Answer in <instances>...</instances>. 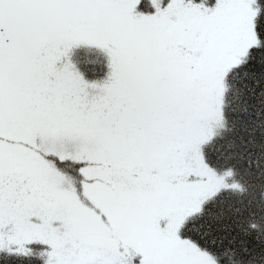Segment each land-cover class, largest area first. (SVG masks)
I'll return each instance as SVG.
<instances>
[{
	"label": "snow or ice",
	"instance_id": "obj_1",
	"mask_svg": "<svg viewBox=\"0 0 264 264\" xmlns=\"http://www.w3.org/2000/svg\"><path fill=\"white\" fill-rule=\"evenodd\" d=\"M0 264H264V0H0Z\"/></svg>",
	"mask_w": 264,
	"mask_h": 264
}]
</instances>
